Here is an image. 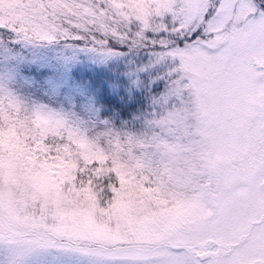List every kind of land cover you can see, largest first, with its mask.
Listing matches in <instances>:
<instances>
[{"label":"snow or ice","instance_id":"6c2138e0","mask_svg":"<svg viewBox=\"0 0 264 264\" xmlns=\"http://www.w3.org/2000/svg\"><path fill=\"white\" fill-rule=\"evenodd\" d=\"M0 29L146 49L164 61L168 89L142 138L92 139L0 100V128L23 121L38 163L76 162L64 195L91 190L108 209L130 184L132 207L144 210L130 235L86 239L49 228L26 181L10 187L0 177V243L66 249L97 264H264V0H0ZM81 144L100 158L86 161Z\"/></svg>","mask_w":264,"mask_h":264},{"label":"rangeland","instance_id":"374dc122","mask_svg":"<svg viewBox=\"0 0 264 264\" xmlns=\"http://www.w3.org/2000/svg\"><path fill=\"white\" fill-rule=\"evenodd\" d=\"M75 31L77 34H85L80 29ZM92 34L94 33L90 32L86 35L91 36ZM55 41H36L27 48L29 53L25 50L24 52L18 50L16 54L11 53V56L7 55L0 61L2 64L0 68V100L14 102L28 114L40 113L64 120L70 127L86 134L82 127L80 110L78 106L75 108L76 102L73 99V95H79L85 91L77 87L73 75L79 74L80 77H84L88 71H92L91 67H82L84 62L90 63L92 66L96 64L95 68H99L101 64V69L110 70L104 78L105 82L112 85L110 82L112 76L116 78L112 85V91L116 92L117 88L125 89L126 83L131 80V77L127 76L131 65L124 61L126 53L123 51L106 50V52H102V50H97V55L102 57L98 58L100 62L96 63L95 54L91 53L92 48H95L93 45L88 47V52H84L83 55L82 47L73 44L62 45L63 48L59 45L52 46V42ZM113 42L119 49L127 47L123 41L117 42L115 38H113ZM47 43L48 45L45 46ZM79 56L85 58L82 66L78 63L82 62L79 60ZM12 59L37 63L39 66L37 68L40 71L34 70L36 78L46 83L54 96L60 97L56 98V104H52L51 101L49 104L23 98L15 89L9 87L10 77L15 78V69L17 70L15 64H12ZM138 68L136 67L137 73L143 69ZM46 70L50 73H45ZM153 79H150L148 83H152ZM132 83L136 84L133 80ZM63 88H66V92L63 91ZM167 92L168 90L162 94L164 96L160 101L162 106L166 103ZM44 96L48 97L46 94ZM163 110L143 119L144 129L142 132L126 131L124 137L126 138L128 135L137 138L149 136L154 130L151 121L161 116ZM49 124L48 120L40 119L37 127L47 131ZM25 127L23 121H13L9 125V128L13 129L12 134L5 137V140H0V177L4 179L5 183L11 187L17 185L22 179L26 181L27 186L34 190L33 199H43L44 201L43 206L47 208L45 223L49 228L56 227L61 231L86 239L130 235L139 220L143 219L144 213V210L132 207L135 198L132 186L129 184L127 193L118 192L119 198L108 209L98 207L96 197L91 190L85 192L83 199L69 198L63 194L60 184L65 180L74 179L72 172L76 167V162L71 159H62L58 164L38 163L26 145V132L23 131ZM15 128L22 130L21 137H18ZM106 133L109 132L105 131L99 137L103 139ZM87 136L92 139L96 138ZM80 148L83 149L82 155L85 159L100 158L86 144H81ZM126 183L129 182L122 177L121 186L123 187ZM38 211V209L30 207L26 213L33 215L38 214ZM97 259L79 252L55 247L21 251L16 246L0 243V264H97Z\"/></svg>","mask_w":264,"mask_h":264},{"label":"trees","instance_id":"16d2710c","mask_svg":"<svg viewBox=\"0 0 264 264\" xmlns=\"http://www.w3.org/2000/svg\"><path fill=\"white\" fill-rule=\"evenodd\" d=\"M34 42L36 41L25 40L15 33L0 29V61L6 58L7 55L11 56V53L16 54L18 50L22 52L25 50V52L29 53L27 48L33 45ZM66 44L82 47L83 55L84 52H88V47L93 45L88 40L59 39L52 42V46L59 45L62 48V45ZM47 45L48 43L45 46ZM93 46L95 48H92L93 51L91 53L95 54L96 63H98L102 56L97 55V50L106 52L108 49L103 46ZM116 51L125 52L124 61L131 65L127 75L131 77V80L128 83L125 82L127 85L125 89L120 87L117 88L116 92H113L112 85L115 83L116 78L112 76L113 78L110 81L112 85L104 81L107 72L110 70L101 69V64L99 68H95L96 64L92 66L90 63H85L83 56H79V60L82 62L78 63L82 66L84 62L82 67H91L92 71H88L84 77H80L79 74L73 75L77 87L85 91V93L73 95V99L76 102L75 108L78 106L81 113L82 127L90 137L101 136L105 131L117 133L122 137H124L126 131L142 132L144 129L142 125L143 119L153 113H160L163 109L160 101L164 98L162 96L163 92L168 90L165 81V72L167 71L165 63L146 49H133L127 46L122 49L116 47ZM12 64H15L17 70L15 69V78L10 77L9 87L15 89L19 96L23 98L56 104V98L60 97L54 96L49 86L36 78L35 71H40L36 62L13 60ZM1 65L0 63V68ZM136 67L143 69L137 73ZM48 72L50 73V71L46 70L45 73ZM152 78H154L152 83H148ZM132 80L136 84L132 83ZM63 91L66 92V88H63ZM44 94L48 97H45ZM9 125L5 128H0V140H5V137L9 136L10 133L12 134L13 129H10ZM15 130L18 137H21L22 130L18 128H15ZM85 160L89 163L91 162V160Z\"/></svg>","mask_w":264,"mask_h":264}]
</instances>
